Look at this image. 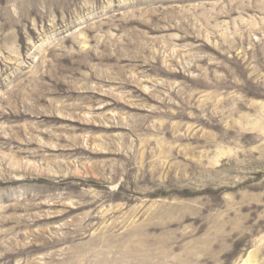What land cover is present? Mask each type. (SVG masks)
<instances>
[{
	"label": "rangeland",
	"instance_id": "rangeland-1",
	"mask_svg": "<svg viewBox=\"0 0 264 264\" xmlns=\"http://www.w3.org/2000/svg\"><path fill=\"white\" fill-rule=\"evenodd\" d=\"M0 264H264V0H0Z\"/></svg>",
	"mask_w": 264,
	"mask_h": 264
}]
</instances>
